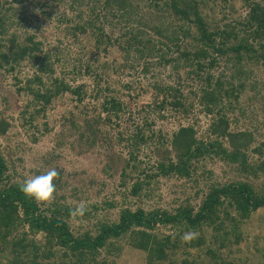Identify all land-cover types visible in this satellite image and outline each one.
Returning <instances> with one entry per match:
<instances>
[{
	"label": "trees",
	"instance_id": "trees-1",
	"mask_svg": "<svg viewBox=\"0 0 264 264\" xmlns=\"http://www.w3.org/2000/svg\"><path fill=\"white\" fill-rule=\"evenodd\" d=\"M41 1L43 16L48 19L52 18L51 9H67L73 13L74 19L68 14H59V24L66 36L75 38L76 42L79 40L84 50L94 51L95 55L91 66L90 60L87 64L70 60L74 64L67 68L56 53L45 51L44 42L38 40L36 34L27 33L24 37L13 34L7 38V20L0 16V71L12 75L18 96L28 98L20 113L23 127H38L37 119L55 101L66 99L84 106L89 99H102L91 106L92 120H85L88 131H92L89 135L92 140L87 142L92 141L94 145L101 135L108 137L102 127L118 129L124 115L132 116V111H137L138 115L145 116L144 129H138L132 136L119 132L116 137V145L129 152L126 169H133L135 154L141 147L152 143H156V148L162 147L157 163L142 172L144 179L133 184L134 197L140 196L151 180L160 177L192 180L198 185V165L208 160L238 170L244 179L210 184L198 207L187 201L173 213L162 209L126 208L121 210L117 220L100 223L95 233L76 235L70 225L75 212L62 203L65 198H54L48 203L23 195L19 189L23 181L13 176L7 158L0 152V240L10 247L13 264H25L22 260L28 257L35 261L43 258L50 261L49 264H112L103 251L108 256L118 257L123 250L122 242L145 253L148 264H159L167 262L179 249L182 237L188 232L202 233L186 242L188 248H204L214 264H236L220 252L231 235L239 243L241 225L264 209V187L260 190L255 184L264 181L261 158L264 144L252 150L254 135L234 130L226 111H234L248 92L246 83L251 71L245 69L247 65L252 63L264 68V6L255 0H245L249 7L245 17L228 22L226 14L220 17L216 13L217 6L212 9L207 6L209 1L217 4V0H141L146 3L144 7H148L143 15L144 7L141 3L135 4L136 0ZM116 19L118 25H127L128 31L113 39L106 25L113 26ZM115 49L124 54L125 62L138 57L145 77H153L156 66H169L177 77V85L140 83L136 91L133 85L127 84L123 89L129 94L116 95L119 82L112 79L122 66L111 59ZM156 57L158 62L153 64ZM221 59L240 66L230 83L213 74ZM24 65H29L30 71L23 79L18 72ZM58 65L65 69L58 70ZM91 74L96 77L93 89L83 82L77 84L79 77ZM189 80H197L199 85L194 90L196 85L193 84L186 93L183 84ZM146 95L152 96L153 103L139 109L141 98ZM123 97L128 102L122 100ZM196 105L203 107L207 116L215 117L207 139L198 136L194 123L180 126L169 137L163 132L155 134L154 124L148 120L153 113H157L160 120L168 115L188 118ZM83 110L89 117L88 106ZM73 118V113L63 114L62 126L78 132L83 139L84 128ZM9 129L10 124L2 118L0 133L6 134ZM251 154L257 155L259 160H251ZM205 175L208 179L210 173L206 171ZM61 178L59 173L54 181L58 188ZM108 205L114 207V204ZM161 229L170 230V234H160ZM205 229L213 231L217 248L207 246ZM41 235L37 243L35 238Z\"/></svg>",
	"mask_w": 264,
	"mask_h": 264
},
{
	"label": "rangeland",
	"instance_id": "rangeland-1",
	"mask_svg": "<svg viewBox=\"0 0 264 264\" xmlns=\"http://www.w3.org/2000/svg\"><path fill=\"white\" fill-rule=\"evenodd\" d=\"M254 2L264 6V0H255ZM139 3L142 4V6L140 4L141 7L146 5L144 1H135V4ZM41 4V0H0V16L7 20L5 25L8 26L6 37L10 38L13 34H18L21 37H24L27 33L36 34L37 39L44 42L45 51L56 53L67 68L74 64L70 60L81 61L84 64H87L90 60L89 64L91 66L92 58L95 55L94 51L84 50L79 40L76 42L75 38L66 36L63 26L58 21L61 16L59 14H68L73 19L74 14L67 9H51L52 18L48 19L43 16ZM227 5L229 7L225 9ZM207 6L211 9L217 6L216 13L220 14V17L226 14L228 22L232 19L245 17L249 11L245 0H217V4L209 1ZM147 8L146 6L141 9L142 11L140 9L138 11H141L143 15L147 12ZM209 14L212 16V13ZM106 26V30L113 39L128 31L127 25H118L117 19L114 21L113 26ZM131 26L133 27V25ZM123 57L124 54L117 49L111 54V59L118 61V66H122L112 79L114 82H119L116 95L126 96V94H129L127 90L123 89L127 84L133 85L138 91L137 84L140 83L157 84L158 82V84L174 86L178 83L177 77L173 75L169 66H156L153 77H145L142 75V62L137 60L138 57L133 56L132 59H129L131 60L129 63L125 62L126 60L124 61ZM157 62L156 57V59H153V64ZM234 65V62L221 59L213 74L216 77H222L225 83H230L231 77L235 76L240 67ZM63 69H65L63 66L58 65V70ZM245 69L251 71L246 83L248 92L245 93L238 107H235L234 111L228 109L226 115L232 120L234 130L247 131L254 135L255 144L252 147V150H254L259 145L264 144V68L261 65L250 63ZM29 71V65H24L19 69L18 75L24 79ZM95 80L96 77L91 74L90 76L79 77L77 84L83 82L93 89L96 84ZM238 81L239 79L235 80L236 83ZM15 84L12 75L0 71V120L2 118L6 119L10 124L8 133H0V152L7 158L13 176L17 181L24 182L27 178L46 173L50 169H55L58 173H61V184L59 188L56 187L54 198H65L61 200L62 203L74 210L75 213L70 225L76 235H82L88 231L95 233L100 223L117 220L121 210L126 208L132 210L142 208L147 211L162 209L173 213L181 204H185L187 201L198 207L210 184L214 182L225 184L244 179V176L238 170L222 162L208 160L204 164L198 165L197 176L199 177L196 176L199 179L198 185L192 180L160 177L151 180L142 194L134 197L131 194L133 184L144 179L145 174L142 172L144 170L149 171L157 163L162 147L156 148V143H152L148 147H141L135 154L136 159L132 164L133 169H126L129 152L127 149L116 145V137L119 132L132 136L138 129H144V115H138L137 111H132V116H129V114L123 116L118 129L108 126L102 127L101 129L107 132L108 137L101 135L97 139V143L92 145V141L87 142L88 139L92 140L89 138L92 131H88L85 120H92L94 112L91 110V106L96 104L95 102H102V99L99 101H93L92 99L86 101L84 106H88L90 110L89 117L85 115L84 106H78L77 103L69 102L66 99L55 101L47 112L37 119L38 127H31L30 125H24L23 127L20 121V113L23 111L28 98L17 95ZM193 84L196 85L195 90L198 88L199 81L189 80L183 84L186 93ZM249 97L251 100L248 99ZM122 100L128 102L125 97ZM152 103V96L146 95L141 98L138 107L140 109ZM203 111H205L203 107L196 105L188 118H177V116L168 115L166 119L160 120L158 114L153 113L148 117V120L154 124L153 131L155 134L163 132V135L169 137L180 126H188L194 123L196 130H198V136L207 139L210 136L208 130L215 117L212 115L207 116ZM66 112L73 113V119L78 121L84 128L82 134L86 136L83 139L78 132L75 133L69 127L63 128L61 117ZM145 132L149 131L146 130ZM106 138L109 140L107 141ZM250 156L251 160H259V157L255 154ZM261 158L264 160V157ZM206 171L210 173L208 179L205 175ZM255 184L257 187L259 186L260 190H262L261 187H264L263 180L256 181ZM198 193L200 195H196ZM108 204H114V207ZM81 207L84 209L83 214L79 211ZM26 232L28 231L26 230ZM173 232L178 234L175 230ZM188 233L193 234L192 238L202 235L201 232ZM203 233L207 238V246L217 248L218 245L214 243L213 231L205 229ZM239 233L241 235L239 243L234 240V235L230 236L229 241L226 238V247L220 252L223 257L236 264H264V209L258 210L251 216L250 220L245 221L241 225ZM160 234H170V230L161 229ZM42 237L41 235L35 238L37 243ZM32 238L30 237V239ZM182 238L179 249L171 254L167 262L159 264H172V262L175 264H214L210 257L206 255L204 248H188L186 242L191 239L185 240L184 237ZM122 245L123 250L118 257L108 256L103 251L104 256L111 260L112 264H148L145 253L132 249L125 242H122ZM32 255H34L33 252ZM22 261L25 264L50 263V261L43 258L35 261L33 257L25 258ZM13 263L14 258L10 247L5 246L0 240V264Z\"/></svg>",
	"mask_w": 264,
	"mask_h": 264
},
{
	"label": "clouds",
	"instance_id": "clouds-1",
	"mask_svg": "<svg viewBox=\"0 0 264 264\" xmlns=\"http://www.w3.org/2000/svg\"><path fill=\"white\" fill-rule=\"evenodd\" d=\"M59 173L55 169H50L46 173L27 178L19 189L23 195L34 199L37 202H49L54 199L56 185L54 181L58 178ZM83 214V207L79 210ZM193 234L188 233L184 236L185 240L192 239Z\"/></svg>",
	"mask_w": 264,
	"mask_h": 264
}]
</instances>
